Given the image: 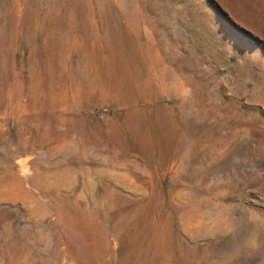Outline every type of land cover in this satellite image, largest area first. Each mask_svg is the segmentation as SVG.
<instances>
[{
	"label": "rangeland",
	"instance_id": "1",
	"mask_svg": "<svg viewBox=\"0 0 264 264\" xmlns=\"http://www.w3.org/2000/svg\"><path fill=\"white\" fill-rule=\"evenodd\" d=\"M0 264H264V0H0Z\"/></svg>",
	"mask_w": 264,
	"mask_h": 264
},
{
	"label": "bare ground",
	"instance_id": "2",
	"mask_svg": "<svg viewBox=\"0 0 264 264\" xmlns=\"http://www.w3.org/2000/svg\"><path fill=\"white\" fill-rule=\"evenodd\" d=\"M91 82V81H90ZM92 83V82H91ZM91 85V84H90Z\"/></svg>",
	"mask_w": 264,
	"mask_h": 264
}]
</instances>
